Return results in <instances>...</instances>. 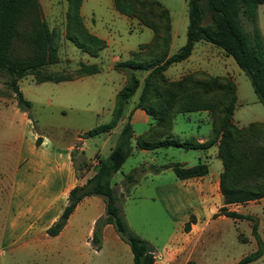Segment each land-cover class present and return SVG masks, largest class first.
Masks as SVG:
<instances>
[{"label":"trees","instance_id":"1","mask_svg":"<svg viewBox=\"0 0 264 264\" xmlns=\"http://www.w3.org/2000/svg\"><path fill=\"white\" fill-rule=\"evenodd\" d=\"M81 1L67 0V37L80 50L96 55L104 48L105 41L85 28L80 15ZM112 1L118 12L139 19L142 25L153 31V36L149 42L131 51L127 60L114 64L115 69L125 74L126 81L115 94L112 117L110 121L87 130L85 137L109 132L114 128L128 100L140 88L134 108L143 109L154 121V125L136 138V145L152 149L169 145L208 148L215 144L217 156L222 163L219 191L224 203L217 214L230 218H249L248 215L228 210L226 205L242 204L264 196V146L258 145L259 140L264 139V123L254 121L239 126L233 122L236 85L230 77L211 75L199 70L178 80H169L164 70L170 64L186 59L195 42H209L233 57L248 76L257 98L264 105V39L256 25L257 7L264 0H187L186 42L171 55H168L171 39L170 15L159 0ZM136 3L139 8L134 9ZM143 11L145 16L142 15ZM139 13H142L143 19ZM240 15L252 24L250 34L243 30ZM53 39V33L42 18L37 0H0V74L13 75L11 79H5V83L14 91L17 106L23 111L27 110L30 103L18 88L20 78L31 73L37 82L72 79L50 73L42 74L40 71L45 64L57 62V48ZM18 43L31 48L33 53L24 58L18 57L15 54ZM78 71L79 76L90 75L98 72L99 67L97 64L81 62ZM141 71L146 72L142 81L138 75ZM201 110L207 111L211 119V135L206 141L194 143L192 140L168 138L172 120L177 113ZM132 136L133 129L128 116L119 130L117 143L108 156L98 161L95 172L84 184L74 186L69 191L62 213L46 230L49 236H55L62 230L80 200L86 196L98 195L103 199L104 213L94 222L91 243L99 248L102 228L111 224L118 236L129 245L133 264H153V246L128 226L118 205V196L111 186L112 175L131 154ZM39 142L38 137L36 143ZM168 166L172 167L179 179L201 176L208 172L205 163L189 167L170 163L149 168L158 172ZM143 170V167H134L123 183L127 186L135 184ZM188 227L189 223H186L184 228ZM252 234L256 239L257 249L233 264H246L262 254L264 245L257 234L256 225L252 227Z\"/></svg>","mask_w":264,"mask_h":264},{"label":"rangeland","instance_id":"2","mask_svg":"<svg viewBox=\"0 0 264 264\" xmlns=\"http://www.w3.org/2000/svg\"><path fill=\"white\" fill-rule=\"evenodd\" d=\"M159 1L168 9L172 21V42L169 49L171 55L186 42L187 0ZM110 2L111 0H84L81 8L83 20L87 26H94L98 32L109 37L112 49L110 53L115 52L121 57V60H126L131 50L137 49L139 44L145 43L151 38L152 31L147 27L140 26L139 19L135 17L129 19L113 10ZM37 3L42 18L45 19L53 33L58 57L57 62L42 66L41 73L74 78L79 76L78 69L81 62L98 63L101 66V71L83 82L84 84L73 81L54 82L50 80L43 82L35 80V82L33 80L35 76L31 73L20 78L18 81L19 90L24 99L30 103L24 112L31 120L32 130L39 135L50 136L56 142L75 140L77 137L85 138V142L90 148L86 156L93 150L99 152L101 158H106L111 148L117 143L119 130L130 115L131 107H134L138 92L128 100L121 118L116 126L110 130L112 133L105 138L106 140L102 135L85 137L84 134L87 130L110 121L115 92L122 86V74L109 68L112 59L111 54H108L107 51L103 50L98 58H93L81 52L68 39L67 0H37ZM137 8L139 5L136 3L134 9ZM143 13L141 14L145 16L144 11ZM141 14L139 13L143 19ZM240 23L243 30L250 34L252 30L250 21L240 15ZM256 25L264 38V3L257 7ZM72 30L73 28H71ZM32 53L31 48L20 43L15 47V54L18 57L24 58ZM188 58L183 62L170 65L166 75L172 77L184 70L188 71L187 74H189L199 71L193 70L197 68L205 69L212 74L230 75L237 88L234 120L241 125L252 121L264 122V105L257 98L248 76L236 64L232 56L225 54L220 47L209 42L198 41L195 42ZM205 60L208 64H205ZM12 77L13 75L10 74H0V82L4 83L5 79ZM188 117L177 115L174 120V132L179 135L180 140H191V137H197V134L204 136L211 133V125L206 114L191 112ZM147 126L136 124L134 131L140 133L144 128L148 129ZM17 135L16 127L15 139H17ZM134 144L133 141V146ZM258 145L264 146L263 138L259 140ZM169 151H175V158L183 160L177 149L170 147ZM181 151V153H186L183 152L185 150ZM188 151L185 154V160H193L192 162L195 164L201 152L199 150ZM91 156L92 159L95 158L94 154ZM81 157L79 154L78 158ZM146 158L137 152H133V155H130L121 168L112 175L111 184L115 187L120 185L121 180H124L126 175ZM205 159L211 172L221 170V161L216 156L214 147H210L207 152L202 150V162ZM128 195L130 197L129 203L124 205V201H120L118 198V205L121 210L122 208L128 210L127 217L131 227L127 224L131 230L141 237H145L144 239L147 238L155 253L161 249L166 236L183 219L185 222H188L190 218L194 220L193 214L196 208L193 203L180 206L174 216H167L159 201H150L144 195L136 197L132 192H129ZM250 205L252 208L256 202H251ZM5 206V200L0 197V264H133L129 245L118 236L112 226L103 233L99 248H96L91 243L94 225L91 233L87 235L89 219L87 214L82 215V213L77 220L79 229L77 228L78 230L72 233L69 246L63 245L61 240L47 245L41 243L31 247H24L20 243L12 242L16 237H21V231L15 232L12 238H6L5 232L2 231ZM257 214L260 213L257 212ZM185 215H187L186 218H184ZM254 225L257 227V234L262 237L264 242V215L259 217L249 215L247 219L236 221L231 219L218 221L215 230L210 229L205 232L203 237L200 235L193 239L190 246L194 251V258L199 256L200 264H233L237 262L257 247L256 239L252 234ZM194 258L193 256L188 258V264H195ZM246 264H264V252L259 259Z\"/></svg>","mask_w":264,"mask_h":264},{"label":"crops","instance_id":"3","mask_svg":"<svg viewBox=\"0 0 264 264\" xmlns=\"http://www.w3.org/2000/svg\"><path fill=\"white\" fill-rule=\"evenodd\" d=\"M83 1L84 0H82L80 4V15L82 17L84 26L91 34L105 41L104 48L99 50L96 55L90 56L93 58H98L103 50L107 51L108 54H111L112 60L109 68L122 74L123 86L126 81V76L121 71L115 69L114 64L116 62L125 60H121V57L115 52L110 53L112 49L110 47L111 42L108 36L98 32L94 26L89 27L85 24L81 11ZM110 6L113 10L118 12L115 9L112 0L110 2ZM118 13L124 15L120 12ZM126 17L132 19L131 17ZM140 26L144 25L140 24ZM171 30L172 21L170 17L171 39L169 49L172 42ZM151 38L147 42H149ZM81 52L84 51L81 50ZM130 52L128 54V58L130 57ZM168 55H170L169 51ZM188 59L189 58L187 57L184 60ZM184 60L179 62H183ZM87 64H97L99 71L94 74L83 75L63 81H73L84 84L83 82L89 78H92L95 74L101 71V66L98 63ZM205 64H208L207 61ZM168 67L164 70V74L169 80H178L188 73V71L184 70L182 72H178L175 76L169 77L166 75ZM193 70H204L211 75H218L212 74L202 68ZM138 75L142 81L143 77L146 75V72L141 71L138 73ZM221 76H228L233 80L230 75L225 74ZM139 91L140 88H138L136 92L139 94ZM15 100L14 91L5 82H0V197H2L6 202L5 210H3L2 231L5 232L6 238H12L15 232L21 231V237H16L15 240H12V242L20 243L24 247H31L41 243L47 245L60 240L62 241L63 245L69 246L71 243L72 233L79 229L77 220L81 213L82 215H88L89 225L86 230L87 235L91 233L95 220L103 215L104 202L101 196H86L80 200L67 219L66 224L57 235L49 236L46 233V230L58 219L62 213L63 208L67 204L69 191L74 186L84 184L86 180L90 178L95 172V168L97 166L95 164V160H100L103 158H101L99 152L93 150L90 151L88 156H86V153L89 152L90 148L85 142V138L77 137L75 140L56 142V140L50 136L43 134L39 135L37 132L32 130L30 118L26 112L18 108ZM194 112L201 114L203 112L206 114L211 125V119L207 111L201 110ZM189 113L191 112L177 113L174 116L171 128L167 135L169 139H177L179 141L187 140H180L179 135L174 132V120L177 115L188 117ZM129 122L131 123L133 129V136L130 140V155H133V152H137L141 156L147 157L145 160L143 159L142 162L135 166L143 167L145 170L139 173L138 181L133 185L127 186V184L123 183L124 180H121L120 185L115 187L111 184V186L114 188L115 194L118 196L119 200L124 201V205H127L130 201V197L128 195L129 192H132V194L136 197L144 195V197L150 201H159L164 213L167 216H174V213L180 206L189 205L190 203L195 205L196 209L194 210L193 214L194 220L192 222L190 220L185 222V219H183L179 225L166 236L162 242L163 244L161 245V249L155 253L153 262V264H188V258H191L192 256L194 258L195 255L192 247L190 246L194 238H198L200 235L203 237L205 232L210 229L215 230L217 222L220 220H240L239 218H230L221 214H217L219 212V208L224 205L223 197L219 191V174L222 168L218 172H211L209 170L208 163L206 162L207 160L205 159L202 162V150H206L207 152L210 147H214L215 154L217 156V146L214 144L208 148H186L179 145H169L158 146L152 149L139 148L136 145V138L140 134L148 131V129L154 125V121L146 114L143 109L131 107ZM233 122L239 126L247 125L238 124L234 118ZM136 124H141L142 126L148 125V129L144 128V130H142L140 133H135L134 125ZM16 127L18 131L17 139H15ZM111 133L112 132L109 131L99 135H102V137L105 139L107 136L109 137ZM210 135L211 133L204 136H202V134H197V137H191V140L194 141V143H202L206 141ZM38 137L40 138V142L36 143ZM133 141L135 142L134 146ZM170 147L177 149L179 152L178 154H181L180 157H182L181 159L183 160H179L180 158H175L176 153L175 151H169ZM181 150H185L183 152L186 153L189 152L188 150H199L201 153H199L198 161L195 164L205 163L208 167V172L201 176L179 179L176 177L172 167L170 166L162 168L158 172H153L149 168L153 165L161 166L170 163H178L183 167L195 165L192 162L193 160H190L191 162L185 160L186 153H181ZM79 154L82 156L80 159L78 158ZM92 154L95 155L94 159H92ZM251 202H256V205H254L256 207L253 206L250 208ZM226 206L228 210L248 216L255 215L259 217L260 215H264V196L257 200H250L246 203L228 204ZM127 211L128 210H124V208H122V213L126 219V222L131 227L127 217ZM257 212L260 214L258 215ZM187 215H185L184 218H186ZM186 223H189L188 229L184 228ZM110 226L112 225L107 224L102 228L101 239L103 233L108 230ZM260 239L264 245L261 236ZM263 252L260 257L263 255ZM199 259V256L194 258L195 264H200Z\"/></svg>","mask_w":264,"mask_h":264},{"label":"built area","instance_id":"4","mask_svg":"<svg viewBox=\"0 0 264 264\" xmlns=\"http://www.w3.org/2000/svg\"><path fill=\"white\" fill-rule=\"evenodd\" d=\"M98 161H99L98 159L95 160V164H96V165L98 164Z\"/></svg>","mask_w":264,"mask_h":264}]
</instances>
